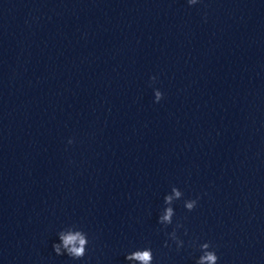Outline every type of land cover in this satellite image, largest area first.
I'll use <instances>...</instances> for the list:
<instances>
[{
	"label": "clouds",
	"instance_id": "9594fccd",
	"mask_svg": "<svg viewBox=\"0 0 264 264\" xmlns=\"http://www.w3.org/2000/svg\"><path fill=\"white\" fill-rule=\"evenodd\" d=\"M189 4H195L197 3V0H188ZM152 80L155 81V77H152ZM155 102H160V100L163 98V93L159 90L155 91ZM71 143V142H70ZM173 193L175 197H179L181 193L177 191L175 188H173ZM173 199V196H168L166 197L167 202H171ZM195 201L189 202L186 204V207L188 209H192L194 207ZM172 216V209L169 208L167 209V212L165 216L162 218L163 220L167 221L169 218ZM61 239L63 240V244L66 248H68L69 253L71 255H75L77 257H81L84 255V245L87 243L85 236L81 234L80 232H76L75 234H61ZM78 242V247L73 246L75 243ZM55 250L57 253H59L60 248L58 245H55ZM204 249L208 248V245H203L202 246ZM128 259H136L139 261H142L143 264H149V261L151 260V253L150 251H137L133 253L131 256L128 257ZM216 255L213 252H205V255H203L200 258L199 264H204L205 261L209 262V264H215L216 262Z\"/></svg>",
	"mask_w": 264,
	"mask_h": 264
}]
</instances>
